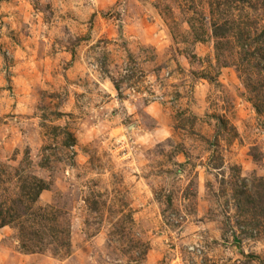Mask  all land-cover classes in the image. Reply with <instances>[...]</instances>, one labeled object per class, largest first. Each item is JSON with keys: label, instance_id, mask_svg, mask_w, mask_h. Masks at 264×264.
Returning <instances> with one entry per match:
<instances>
[{"label": "rangeland", "instance_id": "obj_1", "mask_svg": "<svg viewBox=\"0 0 264 264\" xmlns=\"http://www.w3.org/2000/svg\"><path fill=\"white\" fill-rule=\"evenodd\" d=\"M0 264H264V0H0Z\"/></svg>", "mask_w": 264, "mask_h": 264}]
</instances>
